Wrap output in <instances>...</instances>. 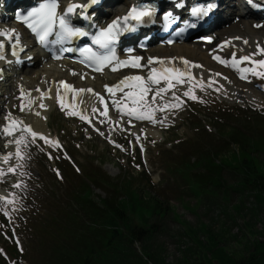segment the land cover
I'll list each match as a JSON object with an SVG mask.
<instances>
[{"label": "rangeland", "instance_id": "1", "mask_svg": "<svg viewBox=\"0 0 264 264\" xmlns=\"http://www.w3.org/2000/svg\"><path fill=\"white\" fill-rule=\"evenodd\" d=\"M24 81L37 84L28 80ZM6 84L8 87V82ZM198 97L201 99L187 100L181 103L182 107L180 108L166 110L164 117L167 116V119L160 130H145L141 133L140 130L137 131V127L133 129L138 134H142L147 140L143 159H139L137 154L131 156L111 150L106 143L84 129L79 128L78 125L71 121H66L58 113L53 112L52 109L49 113L48 126L51 128L50 131L55 134L59 133L61 136L65 135L62 138L60 137L63 143V150L58 151L53 156L65 155V151L68 150L67 153L69 152L79 167L84 164V160L87 158L80 156H93L98 158L99 163L97 166L113 181L123 184L122 180H132L128 182L132 183L134 188L139 189L144 187L146 181L138 173L146 170L156 189L163 192L165 199L162 205H167L172 209L166 211L164 218L151 219L150 223L154 226V234L150 238L136 242L133 246L137 254L140 250L146 249L151 255L153 264H198L193 257V249L196 251L197 247L183 234L184 229L179 223L174 221V217H178L184 225L191 229H197L201 225L206 226L212 234L219 236L228 251L234 254H240L242 251L241 247L246 241L251 243L254 239H264V211L254 203L252 193L235 188L238 177L233 169L225 168L224 171L225 184L230 187L229 190L205 191L199 197L194 196L189 189V184L180 175L183 167L175 164L176 158L174 157L179 152L174 149L172 142L177 138L190 136L192 127L188 124L187 117L191 109L196 106L203 115L210 117L215 115V109L218 106L237 107L241 105L238 101L221 99L213 91L207 92L204 90L202 93L200 92ZM6 102L9 105L10 99ZM10 106L14 107L12 104ZM239 107L244 108L245 106L241 105ZM210 121L206 122V124H209ZM207 126H210L211 131L215 132L212 124ZM255 128L262 130L264 126H256ZM107 132L109 133L110 129ZM113 134L116 136L119 134L118 124L114 128ZM171 146H173L172 149H170ZM5 147L4 145L3 148ZM30 148V150H27L25 145L20 147L22 158L15 156L17 147L7 150V153H13L10 158V166H16V171L3 176L2 179L5 181V185L10 182L12 186L10 185L8 188L0 187V193L9 194L14 192L16 196L14 204L6 205L0 203L2 210H7L10 213L14 210L16 213L20 208L21 198L23 194L27 193V190H41L39 172L53 167V160H50L48 164L42 161V157L45 156L44 150H40L34 145H31ZM206 148L207 145H202L199 151ZM74 150H77L78 154L73 152ZM167 150H172L170 156L167 155ZM160 155H165L166 161H161L159 159ZM4 169L6 170V168ZM17 182L21 183L20 188L13 187ZM49 184L50 180L42 177V185L47 187L48 190H54L53 183L50 188ZM62 186V184L57 185V190H63ZM150 191L148 192L151 194L152 190L150 189ZM95 194L102 197L104 195L100 190L95 191ZM221 197L226 200L222 201ZM244 223L250 226L249 229ZM2 231L0 219V245L1 237H3L1 235ZM200 237L204 238L202 235ZM189 250L191 254L188 253Z\"/></svg>", "mask_w": 264, "mask_h": 264}, {"label": "trees", "instance_id": "2", "mask_svg": "<svg viewBox=\"0 0 264 264\" xmlns=\"http://www.w3.org/2000/svg\"><path fill=\"white\" fill-rule=\"evenodd\" d=\"M224 135L239 151L231 154L236 167L238 190H253L255 203L264 210V130L253 134L242 133L227 127ZM215 152L206 153L191 167L200 174L191 175L188 181L195 193L211 190H229L222 179L227 164L214 162ZM228 166H231L229 164ZM189 173V172H188ZM188 173L186 176H188ZM127 185H117L98 169L92 168L85 175V182L78 183L77 190L65 192V206L53 198V206L35 226L40 239L31 245L33 264H146L151 255L146 249L137 254L136 242L152 237L151 219L164 218L169 206L145 190ZM91 186L103 189L104 197L94 195ZM53 194H48V197ZM184 229L183 234L193 243V257L198 264H264V239L245 242L240 254L229 252L216 234L204 225L188 228L177 217L173 218ZM249 229V225L245 224ZM264 228V227H263ZM200 235L204 238L201 239ZM248 244V246H246ZM191 254V251H188ZM198 253V254H197ZM0 264H5L1 261ZM153 264V262H152Z\"/></svg>", "mask_w": 264, "mask_h": 264}, {"label": "snow or ice", "instance_id": "3", "mask_svg": "<svg viewBox=\"0 0 264 264\" xmlns=\"http://www.w3.org/2000/svg\"><path fill=\"white\" fill-rule=\"evenodd\" d=\"M98 2L99 0H86V2H81V0H68L66 6L63 8V10H61V0H39V3L36 6L31 7L24 13H18L16 19L26 25V27L30 29L31 33L35 35L37 41L42 45H46L49 42H71L76 38L91 36L92 44L98 45L105 51L103 53L94 51L91 45H85L84 47L79 48L78 51L81 53V55L86 57V59L90 62V65L96 67L97 71L102 70V66L104 65H111L113 61H115L117 64L131 66L133 68H149V72L146 77L142 75H129L120 80L116 85H105L104 87L109 93H112L113 88L120 91H123L124 88L129 89V91L125 93V96L130 102V106L125 105L127 108V114L129 116H135L139 120L147 119L154 123L158 122L160 124H164L167 116H165L163 119H159L156 117L155 113L158 111L165 112L168 109H177L182 107V104L179 102L181 97L177 96V93L171 90L176 88L178 84H186V78L188 77L193 80H197L198 77L191 73L190 69L195 67H203V65L192 62L184 57H148L147 63L142 64L141 61L143 57L140 55H131L135 52V49L133 48L127 49L126 51L129 53V56L124 60H121L116 54L114 47L115 42L119 40L121 35L136 31L138 26L148 23H155L156 21L153 19V17L155 16L157 9L151 4L133 3L125 14L116 16L110 23L107 24L106 27H100L94 33L90 32L84 27L77 26L73 22V17L75 16H82L84 18L90 19V17L87 15V9L93 5H96ZM248 3L253 6H258L255 4L254 0H248ZM175 6L177 8H183L187 5L185 0H178ZM216 7L217 5L213 2H209L207 4L197 3L192 5L189 8V13L191 17L195 18V22H186L187 27L196 28L198 23L204 20L205 17H208ZM163 19L165 21H173L178 20L179 17L176 16L173 11L168 10L163 13ZM91 27L95 26L93 25ZM254 27L261 28L264 27V24L257 23L254 25ZM52 37H55V39L50 41V38ZM200 39L211 41L213 37L201 36ZM233 39L238 40L242 38L234 37ZM173 42V40L167 41L169 44ZM243 42L244 44H248V40H244ZM6 44L11 46V54L17 58L16 62H20L18 52H23L26 48V45L22 43L21 34L17 29H0V59H3L10 64L13 63V61L7 60V54L5 51ZM256 47L257 51L254 52L252 56L245 55L237 58L235 53H233L231 57L232 63L230 66L238 69L242 79H249V76L246 75V73H250L252 76L264 79V58L258 60L253 59V57L256 55L264 56V46L257 42ZM54 58L59 59L61 57L55 56ZM214 58L217 60L221 59L219 56H214ZM177 59L182 61V66H176L175 61ZM245 61H248L252 66L240 68V65ZM221 62L225 64L228 63L227 60H223ZM3 72L4 70L0 68V79L3 78ZM73 74H75V72ZM216 75L219 76L221 74L216 73ZM225 79L228 78L225 77ZM162 81L166 82V86L162 85ZM207 83L211 84L212 82L208 81ZM59 84L63 85L65 89H70L73 93H93L98 98L99 103L105 104L104 115H107V104L105 102L104 96L101 93L95 92V90L92 88L77 89L73 85L68 84L66 81H59ZM222 87L223 86L221 85V88ZM221 88H217L216 91H220ZM37 91L40 90L37 89ZM149 93H152L151 99L146 100V96ZM169 93L172 96V100L163 102L164 97ZM21 95H24L23 91H21ZM48 95H50V90ZM183 95L190 97L193 100L201 99L200 97L193 94L191 87L185 90ZM158 99L163 103H156ZM113 103H115V101H113ZM23 107L24 106L21 105V110H23ZM39 107H46V105L41 104ZM61 107H64L62 101ZM261 107H264V105H261ZM92 111H99V108L94 107ZM68 114L80 115V118L85 120L89 119L88 116L79 112H69ZM6 119H9L10 122L2 129L5 135H12L17 130V125L19 124L22 125V127L26 129L28 133H30L33 141L39 137L46 144H51L53 147L59 146L58 140L50 139L47 135L33 130L30 125L24 124L22 121L17 122L12 120L11 114H9V117H6ZM89 123H91L90 120ZM12 142L13 141H8V143ZM14 142L17 145L15 156L17 158H22V153L19 146L25 142L24 136L22 135ZM12 156L13 153H7L3 155V157H0V159H2L4 163H7ZM15 171L16 166H9L6 170L0 167V177H3L8 173H15ZM57 174L59 175V170H57ZM13 187L20 188L21 183L17 182L15 185H13ZM15 196L16 194L14 192L9 193L8 195L0 194V201H3L6 205H11L15 203ZM5 215H9L7 210H5ZM17 243H19V241H17ZM20 250L23 251V248L21 247ZM0 251L3 250L0 249Z\"/></svg>", "mask_w": 264, "mask_h": 264}, {"label": "bare ground", "instance_id": "4", "mask_svg": "<svg viewBox=\"0 0 264 264\" xmlns=\"http://www.w3.org/2000/svg\"><path fill=\"white\" fill-rule=\"evenodd\" d=\"M126 0H121L119 7L124 5ZM236 7L234 9V15L233 19L235 18V22L231 23L227 30H221V28H216L213 34L218 38L219 35L226 36L224 40L231 39V41L228 43L227 48H224L225 51H233L237 53L238 55L243 54H250L254 53V50L256 48L257 42H259L262 46H264V27L261 29H255L252 27V20L251 17L248 16V13L245 12V9L241 6V2L236 3ZM118 5V4H117ZM122 7L115 10L114 14L117 15L120 13ZM227 15V13H226ZM225 15V16H226ZM221 30V31H219ZM234 37H241L242 39H233ZM223 40V39H221ZM248 40V44L243 45V41ZM201 45H173L170 48H150L147 51V55L149 56H155V57H161V58H167V57H184L188 60L195 62L197 64L203 65V67H195L191 68L190 71L195 76L198 77L197 81L199 84H209L208 81H211L212 83L209 84L212 86V88L216 89L221 88V85L223 86L219 92L226 93L224 94L227 98L232 99H239L240 101H245L257 108H262L261 105H264V97L262 94L256 92L253 90L251 85H246L237 80V77L234 73H232L229 70H223L219 67H216L214 64L211 63V55L204 52ZM228 49V50H227ZM254 49V50H253ZM31 54V53H30ZM213 54L215 52L213 51ZM212 54V55H213ZM176 66L180 67L182 66V61L177 59L175 61ZM49 69L44 70H31L27 74L22 75V81L28 80L32 81L37 84H31L30 82H25V84H21L20 86L24 88V90L30 89L27 86L35 85L40 89V91L35 92L31 96H24L27 104H28V110L32 113L34 116V120L32 124L30 125L27 123V125L32 126V128L36 131L43 132V128L46 129V124L43 123L40 124L39 118H36L37 116H45L48 115L49 112L48 109L54 105L53 100H46L43 101L40 99V94L45 91L46 88H52L54 89V82L60 81L62 78H68L69 81L73 84H75L76 87L84 88L86 85H90L88 82L81 83L79 81V76H67L65 71L57 70L55 66H51ZM216 73H220L221 75L217 76ZM109 78L110 76H102ZM114 77V76H112ZM227 77L228 79H225ZM101 78V77H100ZM99 79V77H97ZM257 80H252V82H256ZM189 82L185 84V86L182 89H175L174 91L177 93L179 90H185L188 89ZM87 85V86H88ZM35 89V87H33ZM23 90V92H24ZM230 91V92H228ZM217 91V93H219ZM76 98L78 100V107H79V113H82L83 115L88 116L90 114V111L93 109V107L97 106L96 102V96L92 93H83V94H77ZM95 101V102H94ZM251 101V102H248ZM93 102V105L91 107H87L85 103ZM46 105V107H39V105ZM93 112V111H92ZM39 113V114H37ZM149 123L153 124L154 122L147 120ZM154 125V124H153ZM42 128V129H40Z\"/></svg>", "mask_w": 264, "mask_h": 264}]
</instances>
